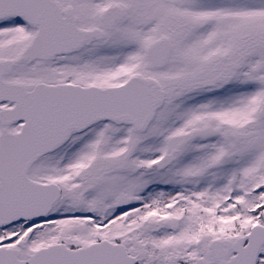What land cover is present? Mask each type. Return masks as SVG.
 Instances as JSON below:
<instances>
[{"label":"snow or ice","instance_id":"6c2138e0","mask_svg":"<svg viewBox=\"0 0 264 264\" xmlns=\"http://www.w3.org/2000/svg\"><path fill=\"white\" fill-rule=\"evenodd\" d=\"M0 264H264V0H0Z\"/></svg>","mask_w":264,"mask_h":264}]
</instances>
